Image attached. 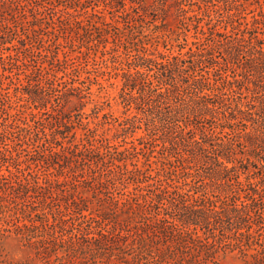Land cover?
<instances>
[{
    "label": "trees",
    "instance_id": "obj_1",
    "mask_svg": "<svg viewBox=\"0 0 264 264\" xmlns=\"http://www.w3.org/2000/svg\"><path fill=\"white\" fill-rule=\"evenodd\" d=\"M216 1L0 0V241L41 264H264V0Z\"/></svg>",
    "mask_w": 264,
    "mask_h": 264
},
{
    "label": "rangeland",
    "instance_id": "obj_2",
    "mask_svg": "<svg viewBox=\"0 0 264 264\" xmlns=\"http://www.w3.org/2000/svg\"><path fill=\"white\" fill-rule=\"evenodd\" d=\"M212 5L213 4H217L216 0H211ZM194 35V31H192L190 33V36ZM192 37L189 38L188 43L186 42H182V44H189L191 45V41H192ZM185 46V45H184ZM187 49H185L184 51H187ZM110 59V58H108ZM101 61V60H100ZM114 62L112 60H110L109 66H113ZM99 68H97L94 71V75L97 77V79L101 82L104 83L105 87L107 88V90L103 91L102 93L99 92V88L100 86L97 85H93V92L96 95H101V96H110L111 99V103L113 105V109L112 111L115 114V117H120L122 116V110L123 108L121 106L118 105L119 102V93H120V89H121V83L120 81H118V79H112V81H110L111 83H115L114 87H109V82L106 81V78H108V76H104L102 75V72L99 71V69H103L106 71L105 65L101 64L100 66H98ZM93 66L90 65V69H92ZM109 110L107 109L105 112H108ZM87 113H92L90 107H88L86 109ZM122 119V118H121ZM92 126V125H91ZM143 130H138V132L135 134L136 137H132L133 134H125L127 135V139L126 141L128 143L134 142L135 145H139V141L137 140L140 136H142ZM121 138H119L117 141H115V144H119L120 142H124L123 135H120ZM127 147H131V145H127ZM140 163L142 164L144 162L143 156L140 155ZM153 161H155L156 159H152ZM3 223V222H2ZM2 223H0V225H3ZM1 227V226H0ZM0 254H2V258L1 260L3 262H5V264H41L40 262L35 260V255L32 251H29L23 243H21L15 236H12L10 238H7L3 241H0ZM220 264H245V262L243 261V259L238 255V253L234 252V253H228L226 256H223L221 258V263Z\"/></svg>",
    "mask_w": 264,
    "mask_h": 264
}]
</instances>
